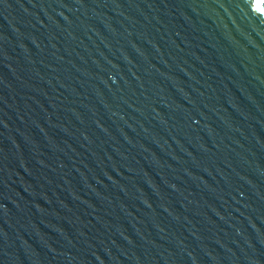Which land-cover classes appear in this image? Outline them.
Here are the masks:
<instances>
[{
  "label": "water",
  "instance_id": "95a60500",
  "mask_svg": "<svg viewBox=\"0 0 264 264\" xmlns=\"http://www.w3.org/2000/svg\"><path fill=\"white\" fill-rule=\"evenodd\" d=\"M0 264H264V0H0Z\"/></svg>",
  "mask_w": 264,
  "mask_h": 264
}]
</instances>
